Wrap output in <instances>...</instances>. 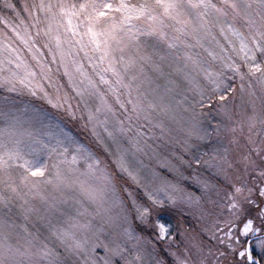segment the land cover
Wrapping results in <instances>:
<instances>
[{"label":"snow or ice","instance_id":"snow-or-ice-1","mask_svg":"<svg viewBox=\"0 0 264 264\" xmlns=\"http://www.w3.org/2000/svg\"><path fill=\"white\" fill-rule=\"evenodd\" d=\"M85 62L91 72L85 70ZM165 66L186 81L184 92L178 91L174 81L163 88L156 82L165 75ZM61 71L86 108L90 99L97 102L89 109L87 121L98 142L114 157L115 170L62 129L53 133L32 127L54 125L45 124L44 114L25 105L22 111L33 113L29 126L16 116L0 130V135L9 137V143L0 142V264H63L47 238L40 242L39 234L11 216L14 201H23V218L29 219L35 211L29 198L46 201L42 184L61 193L76 188L92 203H107L105 222L121 232L104 245V264H163L133 225L135 220L147 221L154 209L178 200L200 211L209 241L224 247L209 245L205 254L196 245L199 259L177 257V264H244L243 259H228L237 253L246 257L247 264H259L249 249L255 245L264 254V0H0V88L44 99L53 108L67 103L71 109V98L61 94L63 85L57 79ZM233 76L239 77L242 94L243 82L248 81L251 113L230 111L224 103L235 91L226 83ZM214 99L222 102L215 107L227 123L203 121L211 115L205 109L213 108ZM5 106L0 104V117L8 121L11 113ZM173 126L185 134V143L187 138L205 140L213 135L219 142L211 159L203 161L214 170L216 182L198 181L200 197L184 194L159 172L143 175L141 167L133 164L142 166L139 156H147L148 149L155 154L149 140L168 141ZM105 137L115 145L114 154ZM44 155L57 158L54 177L45 178ZM161 167L175 171L169 164ZM116 172L143 188L150 203L132 200L129 209L117 189ZM210 191L216 199L208 202L220 211L201 207ZM56 203L53 197L49 207L55 209ZM132 209L134 220L130 219ZM66 224L53 226L51 236L79 264H97L99 233L92 230L91 222L69 218ZM158 227L163 239L167 229L163 224Z\"/></svg>","mask_w":264,"mask_h":264},{"label":"rangeland","instance_id":"rangeland-1","mask_svg":"<svg viewBox=\"0 0 264 264\" xmlns=\"http://www.w3.org/2000/svg\"><path fill=\"white\" fill-rule=\"evenodd\" d=\"M20 2V1H19ZM196 51L201 52L207 59L206 53H203L202 49H197ZM85 70L91 72V69L87 68V62H85ZM151 73V69H148ZM246 72L247 70L244 69ZM165 75L162 77H157L156 82L163 88L168 86V81H174L175 86L178 91L184 92L187 89V83L183 77L175 73L171 68L164 67ZM156 77L155 73H151ZM227 75H233L232 73H227ZM57 79L61 85H63V93H67L71 98L69 103L71 104V109H69V104H64L63 107L53 108L44 99H37L31 97L27 94L17 95L16 93L6 92L3 88H0V104H4L5 111L11 113L6 121L3 117H0V130L8 127V124L12 122L13 117L18 116L21 121H24V126L28 127L29 117L33 115L31 111L24 112L25 105H28L30 109H36L37 112L44 114V123L47 124L51 122L54 127L52 128H42L40 124H34L32 127L40 129L41 132L51 131L53 133H59L62 129L64 132L68 133L73 140L77 143L90 149L95 155L104 163L110 165L111 170H115V164L112 163L113 156H110L108 152L105 151V145L98 142L97 137L93 135L92 126L88 124L87 116L89 109H94L96 106V101L90 99L88 101V107H85L84 103L80 102V97L72 91L71 87L68 86L67 78L63 76V72L57 76ZM227 84L231 85L235 91L229 93L227 101L224 103L227 109L230 111H240L251 113V105L248 103L249 97L247 95L248 81L245 80L244 87L245 92L242 94L241 81L238 76H233V79L227 80ZM255 82L253 81V84ZM207 88L210 90L211 85ZM257 96L260 95V90L258 87L255 88ZM50 93L54 91L49 89ZM3 97H8V101L4 102ZM222 103L218 99L213 100V108L205 109L206 112H211V115L204 116L202 119L207 125L208 121L213 124L223 120L225 123L227 121L224 119L222 112L215 107ZM257 108H259L260 101H256ZM117 111L119 112L118 106ZM121 119L123 117H120ZM58 127H55L57 126ZM172 136L168 141L152 139L149 140L152 148L155 149V154H153L152 149H148L147 156H139V161H142V166L134 161L133 164L136 167H141V172L143 175L150 176L152 171L159 172L165 175L169 180L176 183L180 189L183 190L184 194H192L193 197H200L201 187L198 181L207 180L211 183L216 182V177L214 175V170L210 169L206 164L203 163L204 160L211 159L212 150L214 147L219 146L217 138L213 135L212 137L205 140H198L195 137L187 138V143H185V134L176 130L175 126ZM103 134V130H99ZM147 133V128L143 129ZM157 135L159 134V129L156 130ZM131 135V134H130ZM47 139V137H42ZM105 141L111 148L113 154L116 151L115 145L112 141ZM0 142L9 143V137L7 134L0 135ZM54 142V141H53ZM125 145L127 140L124 141ZM223 144L227 146V139L223 140ZM235 155V153H233ZM42 162L47 164L46 177H54L56 169L53 167L57 162V158L52 156L49 158L47 155L41 157ZM181 159L185 161L181 163ZM196 159H200L201 163H195ZM188 161H192L189 165ZM171 165L175 171H169L167 167H161V164ZM103 166V165H101ZM81 171H83V166H81ZM115 183L119 194L123 199L127 201V206L131 209L132 200H135L138 204H149L147 197L144 194V190L141 187H137L132 181L128 179L127 176L121 175L116 172ZM81 180L86 179L84 176L79 177ZM127 189V191H125ZM131 193V196H129ZM41 194L46 198V201H42L39 196L36 198H29L30 204L34 207L35 211L29 214V219L27 221L23 218L22 205L23 201H14V206L12 208L11 216L14 218L18 224H26L29 231L33 234H39L40 242H47L50 247L55 248L61 254V259L63 264H79L78 258L73 255H69L65 252L62 245L59 244L51 236V229L55 227H66V221L69 218H74L80 223L92 224V230L99 233L100 246L95 248L94 258L97 264H104L105 257V244H110L113 237L121 232L120 228H115L110 226L105 222L106 213L104 209L107 207V203L103 206L95 204L87 200L82 193L76 188L65 190L63 193L55 191L52 185H41ZM180 195V193H178ZM56 198V208L51 209L49 204L52 198ZM209 198L216 199L215 193L210 191L204 196L201 201V207L204 210L220 211L219 208L213 209L211 203H209ZM23 207H27L24 205ZM253 215H255V209H253ZM135 210L132 209L130 212V219L135 218ZM163 224L167 229V235L161 239L160 230L158 225ZM134 228L138 235L142 236L144 240L150 241L149 251H153L156 259L163 261V264H177V257L186 258L189 261H196L199 259V252L196 245H200L204 248L206 254L207 247L213 245L215 247H220L223 250L224 246L218 244L217 241H209L208 235L203 230V221L200 219V211L195 206H189L188 203L183 200H178L175 205H166L163 208L154 209L147 221L140 222L135 220ZM242 226V225H241ZM78 235L80 233L78 232ZM240 240H244V237H239ZM233 243H236V237L233 239ZM247 246L246 244L244 245ZM239 247V246H238ZM254 257V260L259 261V264H264V254L253 245L249 249ZM82 259V258H80ZM229 260L235 259L237 261L243 259L244 264H247L246 257H239L238 253L234 256H229Z\"/></svg>","mask_w":264,"mask_h":264},{"label":"trees","instance_id":"trees-1","mask_svg":"<svg viewBox=\"0 0 264 264\" xmlns=\"http://www.w3.org/2000/svg\"><path fill=\"white\" fill-rule=\"evenodd\" d=\"M20 0H15V2L19 3Z\"/></svg>","mask_w":264,"mask_h":264}]
</instances>
